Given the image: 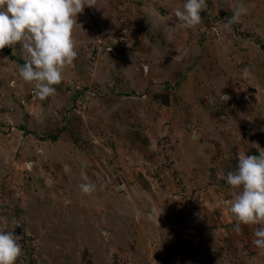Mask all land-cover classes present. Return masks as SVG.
I'll use <instances>...</instances> for the list:
<instances>
[{
	"label": "rangeland",
	"instance_id": "1",
	"mask_svg": "<svg viewBox=\"0 0 264 264\" xmlns=\"http://www.w3.org/2000/svg\"><path fill=\"white\" fill-rule=\"evenodd\" d=\"M184 2L85 6L44 100L18 74L21 45L0 50V231L20 237L16 264H264L261 225L236 231L226 181L264 149V0H206L191 29L176 25Z\"/></svg>",
	"mask_w": 264,
	"mask_h": 264
},
{
	"label": "clouds",
	"instance_id": "2",
	"mask_svg": "<svg viewBox=\"0 0 264 264\" xmlns=\"http://www.w3.org/2000/svg\"><path fill=\"white\" fill-rule=\"evenodd\" d=\"M85 6L95 7V0H0V50L21 45L27 55L18 74L25 83H34V94L40 100L56 93L54 86L62 82V70L78 55L73 28ZM206 7V0H185L175 12L176 25L194 28ZM247 11L243 3H238L226 26ZM226 181L234 191V201L228 203L236 231H240L239 225H261L255 229L253 244L264 250V149H259V155L240 154L236 170L227 173ZM79 188L90 194L95 184L81 183ZM19 240L11 231H0V264H16L22 252Z\"/></svg>",
	"mask_w": 264,
	"mask_h": 264
}]
</instances>
